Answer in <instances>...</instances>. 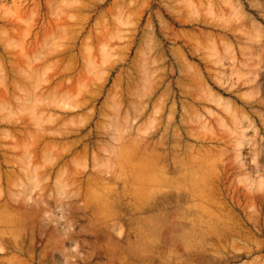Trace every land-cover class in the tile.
Returning a JSON list of instances; mask_svg holds the SVG:
<instances>
[{
    "label": "rangeland",
    "instance_id": "rangeland-1",
    "mask_svg": "<svg viewBox=\"0 0 264 264\" xmlns=\"http://www.w3.org/2000/svg\"><path fill=\"white\" fill-rule=\"evenodd\" d=\"M0 264H264V0H0Z\"/></svg>",
    "mask_w": 264,
    "mask_h": 264
},
{
    "label": "bare ground",
    "instance_id": "bare-ground-1",
    "mask_svg": "<svg viewBox=\"0 0 264 264\" xmlns=\"http://www.w3.org/2000/svg\"><path fill=\"white\" fill-rule=\"evenodd\" d=\"M195 227H196V222L194 223Z\"/></svg>",
    "mask_w": 264,
    "mask_h": 264
}]
</instances>
